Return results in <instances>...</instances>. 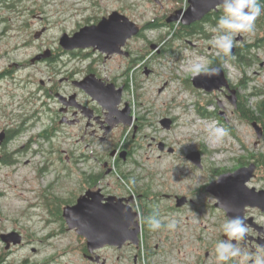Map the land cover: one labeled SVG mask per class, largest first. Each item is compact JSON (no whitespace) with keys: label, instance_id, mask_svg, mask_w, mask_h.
<instances>
[{"label":"rangeland","instance_id":"rangeland-1","mask_svg":"<svg viewBox=\"0 0 264 264\" xmlns=\"http://www.w3.org/2000/svg\"><path fill=\"white\" fill-rule=\"evenodd\" d=\"M91 1L23 0V22L28 24L23 38V61L31 60L41 49L56 48L63 31L73 32L88 17L85 10ZM160 1L159 5L154 0H103V5L110 11L122 8L123 15L140 27L162 23L165 17L179 10L186 12L189 7V0ZM44 29L45 34L36 40L35 35ZM212 29L206 26L209 38H170L164 43L161 38L171 32L170 28L149 29L144 39L131 44L137 53H152L150 46H158L153 54L146 55L145 61L137 63L126 80L124 109H130L135 132L119 130L103 144L76 146L68 128H62L53 143H30L32 137L53 124L51 114L43 108V95L38 91L39 79L46 80L51 70L47 65L38 67L42 73L36 72L37 68L30 70L37 82L23 85L24 113L39 111V121L8 148L10 153L20 152L15 156L19 164L0 169V236L17 231L25 238L24 245L11 255L9 264L24 260L38 264H96L83 253L85 239L75 231H68L65 221L48 213L44 196L76 202L85 193L84 177L99 171L100 164L105 163L113 169L102 183L107 194L133 198L131 205L141 218L147 217L145 207L153 210L157 206L163 223L175 219L178 226L175 231L162 228L153 232L141 224V250L130 244L121 250L106 247L97 251L100 263L195 264L205 251H215L223 213L216 208L218 201L207 187L221 175L236 171L242 163L248 166L247 163L255 162L252 155H264V137L259 140L252 125L239 119L233 104L222 92L206 93L193 86V77L186 71L187 63L196 57L210 62L217 57L209 43L215 35ZM259 34L255 23L253 32L234 37V45L241 44L237 41L241 37L250 45ZM252 52L257 61L245 73L235 62L223 65L232 85L239 87L240 81L246 78L248 88H239L244 99L252 89H264V66H261L264 49H252ZM126 68L123 62V69ZM198 108L208 114L217 113L224 120L216 116L204 119ZM166 119L172 121L170 130L162 125ZM3 124L0 117V126ZM214 126L227 130L223 140L216 143L208 137V130ZM161 144L165 146L164 151H160ZM24 145L26 149L22 150ZM123 152H131L125 161L120 158ZM191 152L203 153L201 167L187 159ZM257 174L260 176L249 187L264 190V166H260ZM181 197H186L188 204L176 208V198ZM54 204L58 207L56 201ZM2 251L4 244L0 240V254Z\"/></svg>","mask_w":264,"mask_h":264},{"label":"flooded vegetation","instance_id":"flooded-vegetation-1","mask_svg":"<svg viewBox=\"0 0 264 264\" xmlns=\"http://www.w3.org/2000/svg\"><path fill=\"white\" fill-rule=\"evenodd\" d=\"M221 11L219 10L218 12ZM218 12L211 13L202 22L193 24L190 27L205 25L204 21ZM85 13L88 14V17L73 32H62L56 48L51 50L41 49L31 60L23 61V38L26 37L28 30V24L23 22V0H0V95H2L0 96V117L5 122V124L0 126V169L2 166L19 164L15 156L20 152L10 153L8 148L17 142L22 134L24 137L25 133L29 129L34 128L39 121V114H37L39 111L31 114L24 113L26 104L23 103V94L21 93H23L24 84L37 82L36 77L30 70L37 68L36 72L42 73V71L38 70L40 65H47L51 70L46 80L43 78L39 79L40 88L38 91L39 95H43L45 100L43 108L51 114L53 124L36 137H32L30 143L36 144L39 141L53 143L62 128L69 129L70 137L74 140L76 146H90L91 143L96 142L103 144L108 142L117 131H127V128L120 123L121 114L124 111V94L128 88L126 80L135 70V67L139 65L137 64L139 61H145L147 54L151 55L154 53V50L152 53H137L131 48V44L136 40L144 39L148 27L147 25H142L141 33L128 41L126 47L119 52H103L98 47L77 48L72 51L64 50L60 45L63 35L66 34L73 37L86 27L98 26L103 20L109 19L115 13L123 15L124 11L122 8H115V10L110 11L107 6L103 5V0H93L85 10ZM237 41L241 42V44L233 47V55L230 58L222 59L236 63L239 53L249 46L244 42V37ZM26 43L28 44L27 41ZM150 49H152L151 46ZM46 52H50L48 59L32 62L37 56L44 55ZM123 62H126L127 65L125 70L123 69ZM227 62H224L223 65ZM261 66H264V64ZM19 90L20 92L18 93L17 91ZM222 93L225 97H228L227 91H222ZM5 99L8 102H5ZM240 101L241 95L238 92V102ZM237 109L235 108L234 110L236 111ZM134 128H136L135 125ZM25 149L26 145L22 147V150ZM115 153H118V150H115ZM126 153L131 156V152ZM201 156H203V153ZM29 162L25 164L28 165ZM256 164L257 170H259L260 165ZM112 171L113 169L108 168L107 163L100 164L99 171L88 175L91 179L90 183L84 186V194L100 191L104 198L111 197L110 194L105 192L102 183L106 176L111 175ZM259 176L256 172L254 179ZM256 190L262 191L257 188ZM44 200L48 213L55 215L59 220V216L55 211L57 207L53 205L58 199L53 197V195H48L44 196ZM46 202L50 203L51 206ZM76 202L68 206H73ZM216 208L220 209L217 205ZM220 210L223 213V216H221L223 225L230 218L224 210ZM243 217L249 228V234L247 242L242 244V251L249 256L247 264H253L252 258L255 257L257 249L264 247V211L258 207H247ZM20 234L23 237V234ZM226 239L227 237L221 228L216 244ZM23 240L25 242L24 237ZM24 242L21 246H12L9 250L4 245V251L0 255L5 256V264H9L11 255L15 250L22 247ZM233 242L235 243V241ZM85 256L89 259V253H86ZM97 257L98 253L95 252L94 258ZM94 263L106 264V262L97 263L96 261ZM17 264L38 263L24 260ZM195 264H217L216 252L212 250L205 251L197 258ZM232 264H239V258Z\"/></svg>","mask_w":264,"mask_h":264},{"label":"water","instance_id":"water-1","mask_svg":"<svg viewBox=\"0 0 264 264\" xmlns=\"http://www.w3.org/2000/svg\"><path fill=\"white\" fill-rule=\"evenodd\" d=\"M161 4L160 0H154ZM221 0H189V7L186 12L176 11L166 19L167 24H181L190 27L193 24L202 22L213 12L222 10L218 7ZM223 11V10H222ZM46 30H42L35 35L38 40ZM141 33V27L131 21L125 15L115 13L109 19L103 20L96 27H86L73 37L63 35L60 41L61 47L66 51L77 48L86 49L98 47L103 52L115 53L122 51L128 41L137 37ZM152 50L157 46L151 45ZM234 49H232V54ZM50 52L37 56L33 63L48 59ZM218 76L211 78L197 76L193 78L194 88L206 93L228 92V100L237 108L238 91L232 88L223 67ZM147 75L149 72L146 73ZM121 93V92H120ZM223 116V115H221ZM120 123L125 127L133 126V118L130 116V109L126 107L121 114ZM162 125L167 130L171 129L172 121L163 120ZM258 139L264 137L262 127L254 122ZM160 151L165 150V146H159ZM122 160H126L127 153L120 155ZM187 159L196 167H201V153L191 152ZM257 164L251 163L248 166L238 168L234 172L221 175L213 184L207 187V191L218 201L217 207L224 210L229 218L243 216L247 207H258L264 211V190L257 191L256 188L249 187V183L256 177ZM177 208L187 205L188 199L181 197L176 199ZM133 199L117 198L114 196L104 198L100 191L87 192L81 196L75 205L67 206L62 211V217L66 223L68 231H75L76 234L86 241L89 260L100 263V258H94L95 252L106 247L123 249L126 244L139 247L141 244L142 225L141 214L136 212L131 204ZM1 242L9 250L12 246L18 247L23 244V237L18 232H10L0 236Z\"/></svg>","mask_w":264,"mask_h":264},{"label":"clouds","instance_id":"clouds-1","mask_svg":"<svg viewBox=\"0 0 264 264\" xmlns=\"http://www.w3.org/2000/svg\"><path fill=\"white\" fill-rule=\"evenodd\" d=\"M223 15L212 29L215 35L209 43L215 49V55L221 58H230L234 45V37L237 34L251 33L255 29L257 19L264 13L260 0H221ZM224 62H227L226 59ZM210 61L202 57L190 60L186 65V71L193 78L197 76L213 77L220 74L219 67H210ZM227 135V130L220 126L211 127L208 130L209 140L213 143L222 141ZM135 182L132 181V184ZM131 190V189H130ZM141 224H146L149 231H158L166 228L175 231L177 221L170 219L163 223L159 208L153 207L147 217H142ZM227 239L219 241L215 245L217 264H232L239 258V264H247L249 256L242 251V244L247 242L249 228L243 216H235L228 219L222 226ZM235 241V243L233 242ZM253 264H264V247L257 249Z\"/></svg>","mask_w":264,"mask_h":264},{"label":"trees","instance_id":"trees-1","mask_svg":"<svg viewBox=\"0 0 264 264\" xmlns=\"http://www.w3.org/2000/svg\"><path fill=\"white\" fill-rule=\"evenodd\" d=\"M261 7L264 9V0H260ZM219 14H223V12H218L217 14H214L210 17H208L204 23L205 25H196L195 27H190V28H185L181 24H167L166 23V17L162 20V23H150L147 24L148 30L149 29H154L157 30L159 28H170L171 32H168L165 36H162L161 40L166 41L167 39L173 38L174 39H185L193 36H200L204 38H209L210 36L208 35L206 31V26H210L214 28L221 17ZM257 27L260 29V36L257 37L256 41L252 44H250L245 50L239 53V56L237 58L236 64L242 71V73H245L247 68L252 67L255 62L257 61L256 55L252 52V49L256 48H263L264 49V14H262L256 21ZM173 31V33H172ZM224 59L221 57L219 58H213L211 62V66H220L223 67ZM246 79V78H245ZM245 79H242L239 83L238 86H233L234 89H236L239 92V88H248L247 81ZM251 104V105H250ZM237 110L235 111V114L239 117L241 121H244L250 125H252L254 122H257L263 129L264 131V89H252L250 93L246 96V99L241 97V101L237 102ZM197 112L201 117L204 119H213L215 116L219 120H224L220 119L217 114H208L204 109L198 108ZM127 130H131L132 134L135 132V128H127ZM133 140V137H131ZM252 160H256L255 162L258 163L260 166H264V155L257 157V156H251ZM252 162V163H255ZM250 165L251 163H247ZM10 165V164H7ZM246 163H242L241 166H245ZM125 178L129 181L128 177L125 176ZM90 177L86 175L84 177V184L88 185L90 183ZM84 190V189H83ZM57 203L58 207L55 210L56 213L59 216V220L61 222H64V219L62 217V206H68L72 205L75 203V200H67L64 201L60 198H57ZM145 199V198H144ZM48 203V202H46ZM50 206L51 204L48 203ZM47 204V206H48ZM55 206V204H53ZM152 210L148 209L145 207V214L148 216ZM64 224V223H63ZM146 229L147 226H146ZM142 246H139L138 250H141ZM83 253L86 254L88 253L86 245L83 247ZM0 264H5V256L0 255Z\"/></svg>","mask_w":264,"mask_h":264},{"label":"bare ground","instance_id":"bare-ground-1","mask_svg":"<svg viewBox=\"0 0 264 264\" xmlns=\"http://www.w3.org/2000/svg\"><path fill=\"white\" fill-rule=\"evenodd\" d=\"M44 133V132H43ZM258 191V190H257Z\"/></svg>","mask_w":264,"mask_h":264}]
</instances>
